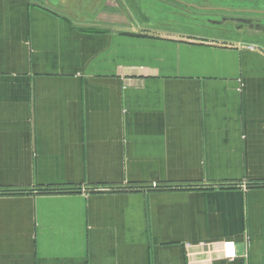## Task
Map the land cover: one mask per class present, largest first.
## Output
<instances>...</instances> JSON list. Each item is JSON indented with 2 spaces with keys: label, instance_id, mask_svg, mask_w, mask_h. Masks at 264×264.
<instances>
[{
  "label": "crops",
  "instance_id": "crops-1",
  "mask_svg": "<svg viewBox=\"0 0 264 264\" xmlns=\"http://www.w3.org/2000/svg\"><path fill=\"white\" fill-rule=\"evenodd\" d=\"M152 28L0 0V264H264V48Z\"/></svg>",
  "mask_w": 264,
  "mask_h": 264
},
{
  "label": "rangeland",
  "instance_id": "rangeland-1",
  "mask_svg": "<svg viewBox=\"0 0 264 264\" xmlns=\"http://www.w3.org/2000/svg\"><path fill=\"white\" fill-rule=\"evenodd\" d=\"M179 1L188 3L192 7L179 4ZM122 2L128 10L130 20L136 23L141 20L143 24H151L154 28L179 36L253 43L264 48V35L248 33L242 28L236 29L229 21V18L236 17V10L248 11V13L264 12V0H258L252 6H239L241 4L235 6L224 0H178L179 3L161 0H122ZM115 18L119 19L117 13ZM57 190L49 189L42 192L46 194L60 192Z\"/></svg>",
  "mask_w": 264,
  "mask_h": 264
},
{
  "label": "flooded vegetation",
  "instance_id": "flooded-vegetation-1",
  "mask_svg": "<svg viewBox=\"0 0 264 264\" xmlns=\"http://www.w3.org/2000/svg\"><path fill=\"white\" fill-rule=\"evenodd\" d=\"M166 1L170 3V1H177L178 0H161ZM180 2V1H179ZM178 2V3H179ZM179 4L189 6V4L180 2ZM237 15H235V18H229V21L231 24L235 25V28H242V30L248 31V33H254L258 35H264V12L257 11L256 13H248V11H242V10H236ZM251 12V11H250ZM252 22L249 24H243V21H249Z\"/></svg>",
  "mask_w": 264,
  "mask_h": 264
},
{
  "label": "built area",
  "instance_id": "built-area-1",
  "mask_svg": "<svg viewBox=\"0 0 264 264\" xmlns=\"http://www.w3.org/2000/svg\"><path fill=\"white\" fill-rule=\"evenodd\" d=\"M225 248H226V254L228 257L229 256H235V249H234V247H232V245L226 244Z\"/></svg>",
  "mask_w": 264,
  "mask_h": 264
},
{
  "label": "water",
  "instance_id": "water-1",
  "mask_svg": "<svg viewBox=\"0 0 264 264\" xmlns=\"http://www.w3.org/2000/svg\"><path fill=\"white\" fill-rule=\"evenodd\" d=\"M251 22H252L251 20H249V21H243V24H249Z\"/></svg>",
  "mask_w": 264,
  "mask_h": 264
}]
</instances>
